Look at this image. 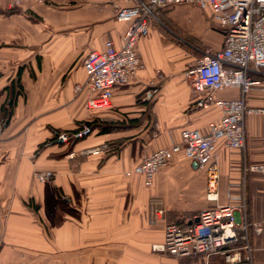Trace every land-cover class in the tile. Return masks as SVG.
Returning a JSON list of instances; mask_svg holds the SVG:
<instances>
[{"label":"crops","instance_id":"obj_1","mask_svg":"<svg viewBox=\"0 0 264 264\" xmlns=\"http://www.w3.org/2000/svg\"><path fill=\"white\" fill-rule=\"evenodd\" d=\"M124 5L21 0L12 7L11 0H0V264H224L219 254L177 259L152 249L163 240L166 221L189 224L207 207L205 173L181 154L149 187L132 172L144 153L179 142L183 128L206 131L219 117L213 106H195L185 79L195 59L166 41L153 23L137 45L143 70L115 88L108 109L85 107L83 60L91 50H103L106 40L120 44L127 24L115 14ZM204 28L201 22L191 34L220 49L222 32L210 35ZM151 81L159 91L147 100ZM246 103L264 108V88L251 90ZM89 122L92 134L71 150L55 139ZM245 132L244 152L216 142L221 201L238 193L243 164L264 162V114L247 115ZM100 144L108 146L104 153H82ZM44 170L53 177L39 182L35 173ZM245 181L248 217L258 220L264 215V176L248 173ZM152 198L165 210L156 222L148 218ZM250 233L253 264H264V231Z\"/></svg>","mask_w":264,"mask_h":264},{"label":"built area","instance_id":"obj_2","mask_svg":"<svg viewBox=\"0 0 264 264\" xmlns=\"http://www.w3.org/2000/svg\"><path fill=\"white\" fill-rule=\"evenodd\" d=\"M42 1V0H39ZM115 19L127 24L120 44L106 40L101 51L91 50L83 60L85 81L80 88L87 91L85 107L88 111L108 109L117 86L131 82L143 70L137 45L148 35L153 22H158L157 11L170 5L187 4L206 11L210 21L223 34V45L215 50L207 48L185 70L196 94L195 106H213L220 112L210 121L206 131L183 128L180 141L144 153L133 166L132 172L142 178L144 186L153 184L155 174L165 167L176 154L195 163L206 176V201L209 205L199 211L189 224L166 221L163 240L152 249L171 257L182 259L203 256L205 259L219 254L224 264H253L252 235L264 231V215L249 220L246 202V174L264 176V162L243 164L238 193H228L220 198V172L215 146L217 141L227 149L245 151V118L251 114H264V108L250 107L248 93L264 88V0H125ZM21 0H11L19 6ZM236 90V96L218 97L217 93ZM159 91L151 81L145 98L153 99ZM158 128V125H156ZM92 133L89 124H82L70 132H58L55 139L69 145ZM156 133H154V136ZM108 149L106 144L88 147L82 153L100 155ZM50 170L38 171L39 182L51 180ZM150 222L164 219L165 210L159 198L148 204Z\"/></svg>","mask_w":264,"mask_h":264},{"label":"rangeland","instance_id":"obj_3","mask_svg":"<svg viewBox=\"0 0 264 264\" xmlns=\"http://www.w3.org/2000/svg\"><path fill=\"white\" fill-rule=\"evenodd\" d=\"M158 22H153L157 27L162 30L165 35V40L177 46L179 49H183L186 52L187 57L197 59L207 48L214 49L212 47L213 42L211 40H201V37L191 34L192 30H197L198 24L203 22L209 31V34L214 35L219 29L213 25L208 17L206 11L200 10L196 6L187 4L170 5L157 11ZM201 18V19H200ZM188 28L190 31H188ZM11 107V106H10ZM9 107V108H10ZM8 115V110H6ZM206 195V193H205ZM206 199V197H205ZM207 202V201H206ZM209 203L207 202V206Z\"/></svg>","mask_w":264,"mask_h":264},{"label":"trees","instance_id":"obj_4","mask_svg":"<svg viewBox=\"0 0 264 264\" xmlns=\"http://www.w3.org/2000/svg\"><path fill=\"white\" fill-rule=\"evenodd\" d=\"M18 82H19V81H18ZM17 86H19V88H20V84H18ZM11 88H12V91L14 92V90H13V86H12ZM6 89L8 90L9 88L7 87ZM3 114H4V116H6V114H7L6 110H3ZM91 124H92V123L89 122V125H90V126H91ZM92 132H93V129H92ZM91 134H92V133H91ZM91 134H89V135H91ZM89 135H88V136H89ZM88 136H86V137H88ZM86 137H84V138H86ZM84 138H82V139H84ZM82 139L74 140L73 142H71V144L67 145V146H68L67 149H68V150H71V147H72L74 144H76L78 141L82 140ZM57 200H58L59 204L62 206V208H65V203H66L65 199L62 198V197H60V196H58V197H57Z\"/></svg>","mask_w":264,"mask_h":264}]
</instances>
